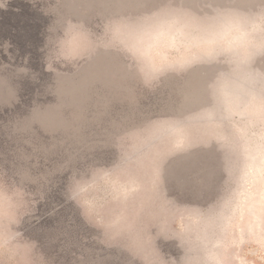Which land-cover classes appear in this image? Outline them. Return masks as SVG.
<instances>
[{
	"label": "rangeland",
	"instance_id": "1",
	"mask_svg": "<svg viewBox=\"0 0 264 264\" xmlns=\"http://www.w3.org/2000/svg\"><path fill=\"white\" fill-rule=\"evenodd\" d=\"M0 264H264V0H0Z\"/></svg>",
	"mask_w": 264,
	"mask_h": 264
}]
</instances>
